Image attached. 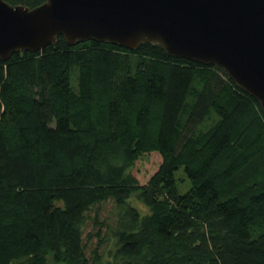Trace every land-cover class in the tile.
<instances>
[{
  "label": "trees",
  "instance_id": "16d2710c",
  "mask_svg": "<svg viewBox=\"0 0 264 264\" xmlns=\"http://www.w3.org/2000/svg\"><path fill=\"white\" fill-rule=\"evenodd\" d=\"M0 264H264L260 102L158 43L60 35L0 59Z\"/></svg>",
  "mask_w": 264,
  "mask_h": 264
},
{
  "label": "water",
  "instance_id": "95a60500",
  "mask_svg": "<svg viewBox=\"0 0 264 264\" xmlns=\"http://www.w3.org/2000/svg\"><path fill=\"white\" fill-rule=\"evenodd\" d=\"M63 35L135 49L158 43L175 57L223 68L264 110V0H0V59Z\"/></svg>",
  "mask_w": 264,
  "mask_h": 264
},
{
  "label": "rangeland",
  "instance_id": "374dc122",
  "mask_svg": "<svg viewBox=\"0 0 264 264\" xmlns=\"http://www.w3.org/2000/svg\"><path fill=\"white\" fill-rule=\"evenodd\" d=\"M161 161V157L159 156V154L153 153V154H146L145 156H143L140 160H138V162L136 163L133 171L134 173L138 176V179L141 182H145L147 181L150 176L152 175V173L157 169L158 165L160 164ZM179 179L182 176L181 171L178 173ZM188 183L187 184H180L181 190L184 192L187 190L188 188ZM134 205L139 207V208H144L143 204L141 202H139L137 199H134ZM102 208V218H105L108 221H111L110 219L112 218L113 215V206L111 203L108 204H103L101 206ZM94 229L93 226L91 224H89L86 234L88 231ZM86 237H88L86 235ZM96 242V239H94L93 241H89V246H94Z\"/></svg>",
  "mask_w": 264,
  "mask_h": 264
}]
</instances>
